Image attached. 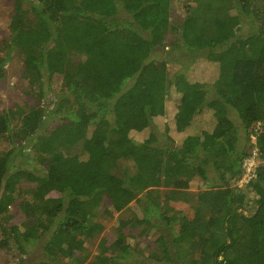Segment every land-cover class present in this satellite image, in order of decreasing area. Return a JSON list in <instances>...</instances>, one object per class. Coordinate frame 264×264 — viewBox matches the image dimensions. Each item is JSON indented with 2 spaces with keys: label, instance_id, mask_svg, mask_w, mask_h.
<instances>
[{
  "label": "trees",
  "instance_id": "1",
  "mask_svg": "<svg viewBox=\"0 0 264 264\" xmlns=\"http://www.w3.org/2000/svg\"><path fill=\"white\" fill-rule=\"evenodd\" d=\"M174 1H16L0 67L17 52L40 98L55 76L63 88L52 111L44 103L0 112V138L8 136L11 145L0 153L6 236L0 250L14 252L17 264H143L126 242L128 226L156 233L147 259L158 263L264 264V0H182L187 13L172 22ZM162 15L171 36L163 46L168 56L178 52L189 67L201 58L218 64L211 85L191 81L182 60H172L181 64L172 75L156 68L150 21ZM247 20L254 27L242 36ZM171 91L180 97L177 132L193 127L205 110L212 111V130L190 131L180 144L167 133L160 139L154 119ZM122 96L125 107L108 106ZM51 116L58 125L44 129ZM148 128L147 139L130 137ZM252 149L260 160L257 177L241 186ZM21 155L29 161L32 155L39 169L19 166ZM122 162L134 170H121ZM197 178L205 186L188 218L168 203L184 200ZM161 188L169 189L163 202ZM55 191L62 196L50 197ZM105 198L108 216L132 204L141 216L120 221L112 248L102 240L93 256L84 245L105 230L98 220ZM14 204L25 220L7 228ZM38 249L42 257L35 259Z\"/></svg>",
  "mask_w": 264,
  "mask_h": 264
},
{
  "label": "rangeland",
  "instance_id": "2",
  "mask_svg": "<svg viewBox=\"0 0 264 264\" xmlns=\"http://www.w3.org/2000/svg\"><path fill=\"white\" fill-rule=\"evenodd\" d=\"M17 0H0V59H6L8 52V45L10 42L11 30L13 28L12 16L15 10V3ZM26 5V4H25ZM186 6L183 4L182 0H175L172 4L170 10V19L169 21L176 22L180 19H183L186 15ZM150 25L152 30L149 32L151 37H153L155 43L157 44V51L155 52L153 58L155 60L156 68L161 72H169L170 75L174 74L181 69V60L185 65L188 66L185 70L182 69V72L187 75L191 81H197L201 83H211L215 82L219 74V65L216 63L208 62L205 59H198L191 67L188 65V60L182 58L178 52H172V56H168V48H163L164 45L168 44L171 41L170 33L168 34L167 23L162 16H152ZM254 26L247 20L243 26L241 35H249ZM172 60H177L179 62L174 63ZM1 70L3 72V77L0 79V112L16 110L18 108L26 109L27 107L40 106L46 104L50 111L54 110L57 106L55 101L61 93H63L62 88V78L60 76H55L49 86L45 83V90L42 92L43 99L40 98L37 85H31L27 79L26 66L24 64V57L22 54L13 52L11 57L7 60L6 63L1 65ZM130 86V85H129ZM131 86H133L131 84ZM128 97V96H127ZM126 96L119 97V99L112 101L108 104L111 108L114 104H118L122 107H125V103L128 101ZM180 102V97L175 92H170L167 97L164 109L161 111V114L155 116L153 129L155 133L159 136L160 139H164L163 134L167 133L173 138L176 144H180L181 141L191 134L190 131L201 133L203 130L211 131L214 125V118L212 111L205 110L201 115H199L193 127L184 133L177 132L175 115L177 112V105ZM114 115V113H113ZM56 118L52 117L46 119L44 129L54 128L58 125V122L55 121ZM21 124L20 122L13 123V127ZM151 130L145 129L144 131L130 132V137L137 140L143 141L149 137ZM249 142L246 141V144ZM248 144L246 149L248 148ZM11 149L8 136L0 138V153L6 152ZM29 152L34 155L32 148L30 147ZM27 160L23 155L18 156L16 163L19 166H24L29 169L35 168L34 163ZM134 170V166L131 162H122L120 164V169L125 170ZM39 167L37 166V168ZM45 170V169H44ZM27 187V185H25ZM204 182L197 178L191 183V188L188 191V195L184 200L181 201H171L168 203L169 207L173 208L175 211L182 212L186 217L193 218L195 212V205L197 201V194L204 190ZM29 187V186H28ZM161 201H164V194L169 191V189L161 188ZM62 196L60 192H52L50 197L57 198ZM256 194L253 193L250 195L251 199H255ZM103 206L101 207L102 214H100L98 220L103 223L105 230L101 236L95 239L92 242H85L87 248H89L92 255L99 253V244L104 240L105 245L108 248H112L113 242L116 240L115 229L119 225L120 221L131 220L136 216H141L136 204H132L131 208L121 212L114 213L113 217L108 216L106 210H112L110 200L108 198L104 199ZM11 215L13 220L5 225L9 228L11 225H20L24 220V214L21 212V209L17 204L11 206ZM142 228H134L133 226H128L125 229V235L127 237L126 242L134 248L136 254L135 260H140L143 264H166L158 263L156 261L147 259L149 254L156 248L155 239L157 237L155 232H151L149 235L141 234ZM6 237V236H5ZM2 233L0 232V238L4 239ZM14 252L0 250V264H17L15 260ZM33 258L40 259L42 254L40 250L33 251ZM134 259H129L127 262L135 261Z\"/></svg>",
  "mask_w": 264,
  "mask_h": 264
},
{
  "label": "built area",
  "instance_id": "3",
  "mask_svg": "<svg viewBox=\"0 0 264 264\" xmlns=\"http://www.w3.org/2000/svg\"><path fill=\"white\" fill-rule=\"evenodd\" d=\"M260 124L257 125L256 130L255 131H259L260 130ZM251 140L252 142H255L256 139L255 137L252 135L251 136ZM250 155L244 160L243 162V176L241 178V180L239 181V184L242 186L244 184L249 183L250 181L256 179L257 177V168L258 165L260 163L259 157H258V151L256 149H252L250 150Z\"/></svg>",
  "mask_w": 264,
  "mask_h": 264
}]
</instances>
